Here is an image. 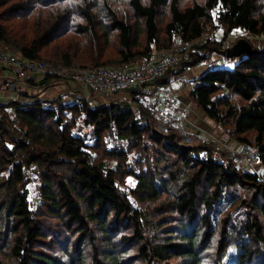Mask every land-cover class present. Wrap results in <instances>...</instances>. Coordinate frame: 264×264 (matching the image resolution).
<instances>
[{
  "label": "trees",
  "instance_id": "trees-1",
  "mask_svg": "<svg viewBox=\"0 0 264 264\" xmlns=\"http://www.w3.org/2000/svg\"><path fill=\"white\" fill-rule=\"evenodd\" d=\"M181 3L0 0V48L74 70L127 68L173 52L178 42L193 45L190 57L151 83L180 94L182 83L175 92L171 80L222 50L210 40L196 43L215 24L226 34L264 36V0ZM240 58L232 70L195 79L188 100L239 145L258 149L260 173L218 157L208 141L189 145L180 131L158 132L156 103L130 91L132 105L92 108L74 83L66 85L71 102L43 103L29 93L1 102L0 264H264V50ZM24 82L39 92L61 84L41 73ZM79 122L90 138L72 133ZM103 145L111 167L96 154ZM31 176L41 183L34 209ZM129 177L135 184L126 192L120 187Z\"/></svg>",
  "mask_w": 264,
  "mask_h": 264
},
{
  "label": "rangeland",
  "instance_id": "rangeland-1",
  "mask_svg": "<svg viewBox=\"0 0 264 264\" xmlns=\"http://www.w3.org/2000/svg\"><path fill=\"white\" fill-rule=\"evenodd\" d=\"M18 0H16V3ZM183 4L181 5H188L192 2V0H182ZM8 12V11H7ZM6 24H10L12 21L11 16L8 13V16L6 14ZM214 33L213 34H206L204 37L199 39L196 43L198 44H204L207 40H210L211 42L217 43L222 46V50L220 51H211L209 58L206 61H203L200 64L192 62L193 66H189L185 72H183V75L181 77H178L177 79H172L170 83V87L173 88V91L178 88V85L181 84V92H176L175 94L168 92V90L162 89L164 96V103L169 109H162L161 106L156 104V121H155V129L163 134L170 133L169 131L175 132L174 130H171L170 127L175 125V128H178L176 131H180L179 133L182 135L181 140L183 143H188L189 145H203L205 142L209 143L212 149L214 150V153L217 154L218 157L225 156L226 158L230 159L232 164L237 166L238 168H241L242 170L246 172L251 173H260V165H259V158L257 161H254L252 158H250L253 155H257L259 157V151L258 149H248L244 148L243 146L239 145L238 142H236L230 135L229 129L225 128L221 125H218L214 123L213 121L206 118L197 108L196 106L191 103L188 100V93L190 92L191 88L194 86V80L197 79L200 75L207 72L208 70H212L214 68L219 69H228L232 70L233 66H235L237 63H239L241 58H226L224 55L225 49L233 46L238 40L242 39L248 43V45L251 47L254 51H262L264 50V36L256 37L252 36L240 29L233 30L232 32H229L228 34L223 31L219 25L215 24V27L213 28ZM115 46V44H114ZM113 48V44L110 46ZM192 47L193 45H188L185 47V45H180L178 42L175 46V51L179 52L181 49H185L184 51L186 53H183L182 56L186 57L191 55L192 53ZM17 52V51H16ZM110 54L115 53L113 50L109 51ZM181 54V53H180ZM186 54V56H185ZM188 59V58H187ZM187 61V60H186ZM179 70V67H177ZM181 70V68H180ZM70 71V70H69ZM12 78V75H11ZM177 80V81H176ZM183 81V82H182ZM5 83L8 84V81H4L2 77H0V103L2 100H8L10 99H20V101H23V98H20L19 91H16L15 93H12L13 91L9 90L5 87ZM23 81H20V86L25 88L22 84ZM179 83V84H178ZM59 86V90L54 91L56 92L57 96H54L51 91H49L50 88L53 86H50L47 88L43 94L39 95V90L36 91L34 88L29 94L31 96L35 97L37 100H40L41 102L48 103L50 101L55 100L56 98H62L63 100H68V102L73 101L75 97H73V94H70L68 91V88L66 87V84L62 83ZM159 87V86H158ZM16 89V88H15ZM78 91L80 89L76 88ZM90 90L83 91L85 100H87L92 108H96L99 106H106L109 103H111L114 100L119 101H125L124 103L129 104V101L131 99L130 94L128 92L120 94V95H110L107 97H99L97 94H93L89 92ZM13 94V95H12ZM77 94V93H76ZM7 95V97H6ZM78 96V95H77ZM179 96V97H177ZM9 97V98H8ZM180 100L181 103L179 106L175 104L176 100ZM151 100V99H150ZM233 102L237 104V106H241L242 103L239 102L238 99H234ZM153 103H155L153 101ZM46 105V104H45ZM178 107V108H177ZM176 108V109H175ZM135 110V107H134ZM172 111H180L182 112L188 119L187 124L180 125L179 121H176L175 117L172 114ZM166 121V123H165ZM80 124L77 125L76 128L72 130V133H74L77 136H88L90 138L91 130L89 128H85L82 122H79ZM160 123H164L167 126L166 130H162L160 128ZM181 129V130H180ZM79 136V137H80ZM106 141V140H105ZM118 143V141H117ZM103 144V143H102ZM108 143L105 142L104 145H107ZM149 144H154L153 142H149ZM103 145L102 150L100 153H96L98 157H102V160L105 161L107 166L111 167L113 164H115L109 156L106 154L105 150L107 151L106 147ZM111 146H113V142L111 141ZM127 146V145H126ZM133 151V149H132ZM94 155V153H93ZM131 156V155H130ZM95 157V156H93ZM168 154H164L163 158H168ZM29 185L28 189L30 192V203L31 207L34 209L36 206V202L38 201L39 197V188L41 187V183L34 178V176L29 177ZM135 184V181L133 178H126L125 186L120 187L121 190L127 192V188H132ZM239 192L242 193V197H246L247 193L243 190L239 189ZM56 222L54 219L52 220V223ZM50 223V221L48 222ZM74 234H79V231L75 230ZM94 235H96L94 231ZM72 241V240H70ZM215 249V246H212L211 254H214L213 251ZM208 258H205V261L208 262ZM136 264H142V263H136Z\"/></svg>",
  "mask_w": 264,
  "mask_h": 264
},
{
  "label": "built area",
  "instance_id": "built-area-1",
  "mask_svg": "<svg viewBox=\"0 0 264 264\" xmlns=\"http://www.w3.org/2000/svg\"><path fill=\"white\" fill-rule=\"evenodd\" d=\"M183 56L177 51L160 52L152 60L134 64L127 68H118L114 66H103L94 69H74L64 70L55 67H48L41 61H26L16 54L9 51H3L0 48V66L10 69L12 78L5 83V87L15 93L23 91L20 81L25 80L33 73L51 74L58 77L59 81L64 84L74 83L78 89H87L99 97H107L114 93H133L135 100L144 97L150 98L162 109H169L164 103V96L161 90H157L151 83L163 76L172 66L177 64ZM16 88V89H15ZM13 95V94H12ZM176 121L180 125L187 124V117L180 111H172ZM160 128L166 130L167 126L160 123ZM171 130H178L175 125L170 127ZM181 130V129H180ZM254 161H257V155H253Z\"/></svg>",
  "mask_w": 264,
  "mask_h": 264
},
{
  "label": "crops",
  "instance_id": "crops-1",
  "mask_svg": "<svg viewBox=\"0 0 264 264\" xmlns=\"http://www.w3.org/2000/svg\"><path fill=\"white\" fill-rule=\"evenodd\" d=\"M0 77H2L3 78V80L4 81H8V80H11V71H10V69H6L5 67H2V66H0ZM59 84H56V83H52L51 85H49L48 87H50V86H53L52 88H50L49 89V91H51L52 92V94L54 95V96H57L56 95V92L54 93V91H56V90H59V86H58ZM157 90H162V89H164V87L162 88V87H156V86H154ZM75 88H78L77 86L75 87ZM71 89H72V87H71ZM33 89H29L28 87L27 88H24L23 89V91H21L20 93H22V94H24V93H30L31 91H32ZM75 90H77V89H75ZM36 91H38V89H36ZM40 91V90H39ZM43 92L44 91H42V92H40V93H42L43 94ZM31 95V94H30ZM78 96H77V98H79V99H84L85 100V96H84V92H83V90H79L78 91V94H77ZM6 97H7V95H6ZM9 98V97H8ZM10 99V98H9ZM8 99V100H9ZM5 101H7V100H4V102ZM85 101H87V100H85ZM2 102H3V100H2ZM88 102V101H87ZM89 103V102H88ZM180 101L179 100H177V101H175V104L177 105V106H179L180 105ZM178 108V107H177ZM176 109V108H175Z\"/></svg>",
  "mask_w": 264,
  "mask_h": 264
},
{
  "label": "water",
  "instance_id": "water-1",
  "mask_svg": "<svg viewBox=\"0 0 264 264\" xmlns=\"http://www.w3.org/2000/svg\"><path fill=\"white\" fill-rule=\"evenodd\" d=\"M254 53H256V51L252 50L248 43L242 39L238 40L233 46L224 51L226 58H240L244 55H251Z\"/></svg>",
  "mask_w": 264,
  "mask_h": 264
},
{
  "label": "bare ground",
  "instance_id": "bare-ground-1",
  "mask_svg": "<svg viewBox=\"0 0 264 264\" xmlns=\"http://www.w3.org/2000/svg\"><path fill=\"white\" fill-rule=\"evenodd\" d=\"M137 102V101H136ZM257 158H258V156H257Z\"/></svg>",
  "mask_w": 264,
  "mask_h": 264
}]
</instances>
